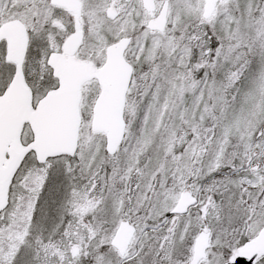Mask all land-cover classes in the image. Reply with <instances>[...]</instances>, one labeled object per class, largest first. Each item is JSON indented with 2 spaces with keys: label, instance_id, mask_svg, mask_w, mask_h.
I'll use <instances>...</instances> for the list:
<instances>
[{
  "label": "snow or ice",
  "instance_id": "6c2138e0",
  "mask_svg": "<svg viewBox=\"0 0 264 264\" xmlns=\"http://www.w3.org/2000/svg\"><path fill=\"white\" fill-rule=\"evenodd\" d=\"M0 264H264V0H0Z\"/></svg>",
  "mask_w": 264,
  "mask_h": 264
}]
</instances>
